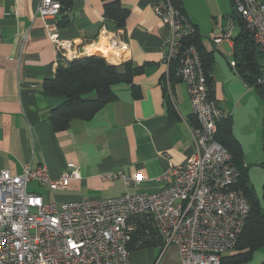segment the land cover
<instances>
[{
  "label": "crops",
  "instance_id": "crops-1",
  "mask_svg": "<svg viewBox=\"0 0 264 264\" xmlns=\"http://www.w3.org/2000/svg\"><path fill=\"white\" fill-rule=\"evenodd\" d=\"M71 1L65 21L57 26L59 36L74 40L80 47L96 43L104 26L103 1ZM119 1L129 9L124 26L104 27L116 32L127 43V49L121 56L113 53L108 62L119 65L127 61L142 70L131 83L114 84L115 98L92 117L73 118L65 129L56 130L50 112L63 99L48 92L43 83L53 76L60 60L55 44L46 34V24L57 25L59 16L41 19L36 14L38 0H0V169L17 175L25 164L44 165L50 177L57 179L67 164L73 163L79 172V177L71 179L62 190L51 191L30 182L28 190L41 193L46 201H51L50 192H55L56 202H63L154 191L161 184L153 178L166 169L169 161L180 164L195 153L190 128L196 121L185 84L164 62L161 53L168 27L156 17L154 0ZM222 2L220 12L208 19L206 25L185 9L184 13L199 32L205 49L212 52L214 99L230 113V120L237 110L242 115L247 112L245 106L239 107L243 99H253L249 127L254 130L247 134L239 124H231L244 151L258 135L262 104L236 66L229 64V71L225 65V57L234 55L233 43L242 31V23L233 12L231 16L225 12V0ZM230 27L229 40L213 42V37ZM93 48L84 50L83 56L96 54ZM232 67L235 69L231 71ZM262 91V96L256 92L264 101ZM108 172L128 176L140 173L145 179L137 187H128L121 179L106 181L103 175ZM138 256L135 253L132 259L131 252L130 264H140L135 260ZM155 258L156 255L149 261ZM141 263L149 264L145 259Z\"/></svg>",
  "mask_w": 264,
  "mask_h": 264
},
{
  "label": "built area",
  "instance_id": "built-area-1",
  "mask_svg": "<svg viewBox=\"0 0 264 264\" xmlns=\"http://www.w3.org/2000/svg\"><path fill=\"white\" fill-rule=\"evenodd\" d=\"M231 2L260 52L258 83L264 86V0ZM152 7L169 29L161 48L163 60L174 61L189 96L196 120L190 128L195 153L180 164L169 161L153 178L161 184L154 191L63 202L46 201L27 186L35 182L51 191L62 190L79 177L75 164L68 163L57 179L50 177L44 165L25 164L17 175L0 169V264H130L128 244L139 227L137 220H144L161 238L162 249L151 264H160L170 245L177 251V264H220L221 256L234 250L249 204L237 187L240 172L231 154L215 137L218 123L230 113L209 94L198 50L188 41L195 26L170 0H154ZM60 9L58 0H38L36 14L44 20L55 19ZM230 29L213 37V42L229 40ZM46 34L63 60L80 57L94 47L96 54L109 61L113 53L121 56L127 49V43L104 26L98 41L83 47L61 38L56 24H46ZM230 65L235 66V61ZM103 178L121 179L128 187H137L145 179L140 173L122 172H108Z\"/></svg>",
  "mask_w": 264,
  "mask_h": 264
},
{
  "label": "trees",
  "instance_id": "trees-1",
  "mask_svg": "<svg viewBox=\"0 0 264 264\" xmlns=\"http://www.w3.org/2000/svg\"><path fill=\"white\" fill-rule=\"evenodd\" d=\"M58 1L61 4V9L57 26H61L65 21L64 14L69 10L72 1ZM102 1L103 25L109 29L123 27L129 9L123 6L119 0ZM170 1L185 15L182 0ZM231 7L232 12L236 14L232 2ZM240 21L242 31L233 43L236 70L246 84L255 88L262 96L264 86L258 83L261 75V55L257 45L252 40L251 32L246 29L241 19ZM188 41L194 43L198 50L202 68L206 75L208 91L213 98L212 52L207 51L201 43L197 29L188 38ZM170 68L176 72L174 61H171ZM141 70L140 67H134L127 61L119 65L111 64L98 54L82 55L71 60L60 59L53 76L44 80L43 83L48 92L63 99L62 103L51 109L49 118L53 127L56 130H62L68 126L69 121L73 118L88 119L92 117L101 106L115 98L112 89L114 84L121 81L131 83L133 76ZM215 137L231 154L232 161L240 172L237 187L243 192L249 204L248 215L234 247L235 252L230 256L222 255L220 264H247L252 259L254 251L264 246V212L260 205V198L248 179V167L244 164L243 149L232 133L230 116L218 123ZM262 199L264 201V181ZM137 219L139 218L134 220ZM137 221L139 227L133 233L128 244L130 252L159 246L161 243L159 235L144 220H142L143 222Z\"/></svg>",
  "mask_w": 264,
  "mask_h": 264
},
{
  "label": "rangeland",
  "instance_id": "rangeland-1",
  "mask_svg": "<svg viewBox=\"0 0 264 264\" xmlns=\"http://www.w3.org/2000/svg\"><path fill=\"white\" fill-rule=\"evenodd\" d=\"M222 0H182V4L185 10H187L188 14H191L194 19L198 20L202 24L206 25V21L208 19H211L213 16H216L218 12V7L222 5ZM226 4L228 7H226ZM173 5V4H172ZM173 7L183 13L179 8ZM225 12L231 16L232 15V7L230 0H225ZM249 31V30H248ZM250 32V31H249ZM116 33V32H115ZM234 33H236V30H234ZM252 40L254 41L253 36ZM233 60L236 63L234 55H230L228 57H225V65L230 71L229 64L230 61ZM227 61V63H226ZM232 69L235 68H231ZM235 72V70H234ZM254 92L258 97H260L261 101V120L258 124L259 131L258 135L256 137H253V140H251L248 149H245L243 151V158H244V164L247 168V175L250 183L252 184L255 192L257 193L258 197L260 198V205L264 212V201L262 199V184L264 181V101L262 100L261 96L256 92L255 88ZM253 97L254 94H253ZM247 100V98H246ZM243 99L239 105V107L245 106L247 109V112L245 114H241L239 110H237L233 115L231 119V124H239L245 133L249 134V132L253 131V127H249V120L251 119V111L250 110V104L253 103V99L249 98V101H246ZM235 102H233L234 106ZM194 117V116H193ZM196 121V120H195ZM263 163V165H262ZM44 193L47 192V189H43ZM55 192H50V200L51 201H57L56 198H58L56 195H54ZM160 246L155 247H149V248H143V249H137L132 251V259H134L135 253H137L139 256L138 259L140 264L143 262V259L147 260V263H149V258L157 256L161 251ZM235 252V250L229 252L226 256H230ZM178 255L175 247L173 245H170L163 253L161 263L160 264H177L178 263ZM264 261V246L261 248H258L254 251L252 259L247 264H262ZM150 262L149 264H151Z\"/></svg>",
  "mask_w": 264,
  "mask_h": 264
},
{
  "label": "water",
  "instance_id": "water-1",
  "mask_svg": "<svg viewBox=\"0 0 264 264\" xmlns=\"http://www.w3.org/2000/svg\"><path fill=\"white\" fill-rule=\"evenodd\" d=\"M264 90V89H263ZM263 126H264V123H263Z\"/></svg>",
  "mask_w": 264,
  "mask_h": 264
}]
</instances>
